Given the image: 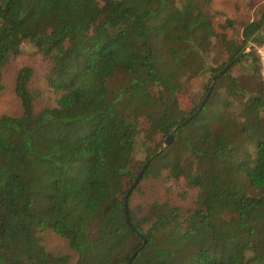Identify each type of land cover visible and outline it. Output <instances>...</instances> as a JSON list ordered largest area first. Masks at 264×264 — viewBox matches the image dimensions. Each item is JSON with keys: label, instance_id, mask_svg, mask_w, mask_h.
<instances>
[{"label": "trees", "instance_id": "1", "mask_svg": "<svg viewBox=\"0 0 264 264\" xmlns=\"http://www.w3.org/2000/svg\"><path fill=\"white\" fill-rule=\"evenodd\" d=\"M102 1L0 0V264H264V1Z\"/></svg>", "mask_w": 264, "mask_h": 264}, {"label": "rangeland", "instance_id": "2", "mask_svg": "<svg viewBox=\"0 0 264 264\" xmlns=\"http://www.w3.org/2000/svg\"><path fill=\"white\" fill-rule=\"evenodd\" d=\"M2 2H6V0H1ZM231 2L227 3L224 2V0L219 1L216 5L217 10H222V9H226L229 8V6L233 7L232 5L237 6L235 9V14L239 15V17H241V15H243L245 13L243 6L241 3H238L237 0H229ZM264 0H262L261 2H263ZM103 3L102 0H97L96 4L101 5ZM238 17V16H237ZM243 17V16H242ZM262 31L264 32V26L262 28ZM36 50V47L33 46L30 43H25L22 47V54L13 62V65L11 64L9 66V70H8V75L6 77L5 80V87L3 89L2 92H0V115L2 114H9V115H19L21 113V105L19 103V100L17 99V97L14 95L13 93V86H12V81H11V76H10V72L15 68L18 67L19 65H21L22 63H32L36 66L37 68V78H40L39 73H41L40 71V62L39 59L36 56H32L31 53L34 52ZM258 52L261 54V63H262V74L264 77V45L259 46L258 47ZM220 60V59H219ZM179 96H185V90H179ZM167 137V136H166ZM165 137V138H166ZM164 138V139H165ZM45 239H46V245L53 247L59 244L60 239L58 238L57 235H55L53 232L48 231L45 233Z\"/></svg>", "mask_w": 264, "mask_h": 264}, {"label": "water", "instance_id": "3", "mask_svg": "<svg viewBox=\"0 0 264 264\" xmlns=\"http://www.w3.org/2000/svg\"><path fill=\"white\" fill-rule=\"evenodd\" d=\"M236 58L231 60L229 63H227L223 68H221L217 73L214 74V76L211 78V82H210V86H209V89L207 91V93L205 94V97L203 98V100L201 101L200 105L197 107V109L195 110L194 114L193 115H196L198 114V112L200 111V109L202 108L203 104L205 103V101L207 100V98L209 97V94L213 88V85H214V82L215 80L217 79V77H219L221 74H223L224 72H226L231 66L232 64L235 62ZM192 115V116H193ZM192 116H189L187 117L184 121H182L181 123H179L177 126H175L171 132L167 135V137L164 139L160 149L158 151L155 152L154 155H157L159 154L163 148L165 146H167L173 139V133L174 131L179 128L180 126H183L185 123H187L188 121H190V119L192 118ZM150 159L148 161H146L143 166L141 167V169L137 172V174L135 175L133 181L131 182V184L129 185L128 187V190H127V193H126V196H125V214H126V220L128 222V216H127V209H126V201H127V197H128V194L132 191V189L134 188V186L137 184V182L139 181L143 171L146 169V167L148 166V163H149ZM145 244V239H143V243H142V246H144ZM137 251H134L129 260H128V264L131 263V261L133 260V258L136 256L137 254Z\"/></svg>", "mask_w": 264, "mask_h": 264}, {"label": "built area", "instance_id": "4", "mask_svg": "<svg viewBox=\"0 0 264 264\" xmlns=\"http://www.w3.org/2000/svg\"><path fill=\"white\" fill-rule=\"evenodd\" d=\"M263 64H264V61H263ZM264 66V65H263Z\"/></svg>", "mask_w": 264, "mask_h": 264}]
</instances>
